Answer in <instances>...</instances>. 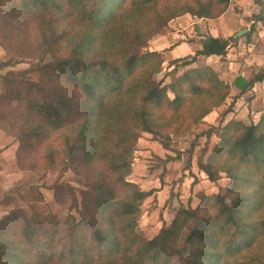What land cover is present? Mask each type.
Listing matches in <instances>:
<instances>
[{
    "label": "trees",
    "instance_id": "trees-1",
    "mask_svg": "<svg viewBox=\"0 0 264 264\" xmlns=\"http://www.w3.org/2000/svg\"><path fill=\"white\" fill-rule=\"evenodd\" d=\"M231 4L0 0V49L10 56L0 66L30 62L3 75L8 87L0 93V130L17 143V168L56 173L54 200L79 215L67 222L34 208L9 209L0 217V264H264V108L256 123L224 122L232 103L221 112L220 125L204 133L218 141L197 167L211 182L224 174L230 185L201 194L195 207L181 206L150 239L138 222L152 191L129 178L143 133L172 151L179 133L231 94L210 66L189 67L163 85L155 77L161 53L142 49L175 18L214 20ZM230 40L210 36L178 61L187 67L199 55L224 56ZM35 71L37 80L30 78ZM263 77L264 70L236 79L234 98ZM69 171L80 187L63 180ZM43 186L30 185L25 200L43 202Z\"/></svg>",
    "mask_w": 264,
    "mask_h": 264
},
{
    "label": "crops",
    "instance_id": "crops-1",
    "mask_svg": "<svg viewBox=\"0 0 264 264\" xmlns=\"http://www.w3.org/2000/svg\"><path fill=\"white\" fill-rule=\"evenodd\" d=\"M231 1L232 4L227 11L214 20L197 18L189 14L175 18L169 23V28H166V31L155 36L150 42L155 46L153 49L162 52L166 59L165 62H168L193 56L196 51L203 48V42L209 39L210 36L233 37L224 56L199 55L194 63L187 67L180 66V68L182 70V68L210 66L219 78L229 84L231 88V94L226 102H228V105L232 103V108L223 116L224 122L236 119L245 123H256L261 110L264 108V77L236 98L234 96L238 94L239 89L233 83L236 79H251L256 73L264 70V0ZM251 26L253 31L250 35H244L242 38L235 37L239 30H249ZM227 107L222 108L221 112ZM220 120H222L221 115L219 123ZM16 148L17 143L14 139L0 130V188L3 190L12 187L13 182L21 181L24 175L29 173L17 168L15 161ZM165 152L170 154L167 150ZM191 162L193 164V160ZM190 172L191 182L189 188L193 191L191 195L206 194L207 186L205 182L208 180L202 177L203 173L193 169H190ZM176 186H179V183ZM170 188V186L163 184V187L159 186L154 194L148 197V199L151 197L156 199V202H153L155 206L153 212L162 213L161 223L165 225L169 223V219H166L165 214L170 211L167 205V199L170 198L167 193H169L168 189L170 190ZM177 192L179 194L173 197V200L175 199L174 204L176 199L180 200V197H182L181 191ZM178 204L184 206V201L181 200ZM12 207L14 206L11 205V202L6 203L0 199V217Z\"/></svg>",
    "mask_w": 264,
    "mask_h": 264
},
{
    "label": "rangeland",
    "instance_id": "rangeland-1",
    "mask_svg": "<svg viewBox=\"0 0 264 264\" xmlns=\"http://www.w3.org/2000/svg\"><path fill=\"white\" fill-rule=\"evenodd\" d=\"M166 28H169V26ZM166 28H163L160 33L166 31ZM154 37L148 41V45L142 49V51H154L153 48L155 46L152 44V42H150ZM242 37H244V35L238 38ZM0 52V59L2 58L0 63L9 59L10 56L7 55L2 49H0ZM160 53L162 55L163 62L161 65V71L155 77L164 85L175 80L177 75L185 70V68H182V70L180 68L181 61L178 60L181 58L165 62L166 59L164 55L162 52ZM28 63H30L28 60H23L22 63L14 65V67L0 66V93L8 87L5 80H3V75L11 70L27 68L29 67ZM38 77V71L32 72L30 74V78L33 80H37ZM168 95L169 97L173 98V94L171 92H168ZM227 105L228 102L220 106L219 110L218 108L212 109L211 113L206 116L203 121L193 125L190 130L179 133V135L175 137L171 143L172 151H169L170 154L166 153L165 149H163L160 143L155 141L150 134L143 133L138 139L132 163V173L129 178L132 181L137 182L141 189L152 191L150 196L154 194L159 186L163 187V184L171 187L170 190L168 189L169 193H167V195L170 196V198L167 199V205L170 211L169 213L165 214L166 219H169V223L173 219L177 210L183 205L178 204L179 201H184V206L190 205L191 207H195L199 202V197L201 194H204L197 193L196 195H191L193 191L189 188V184L191 182V178H189L191 175L190 169H193L197 172H202L198 169L197 163L200 160L206 161L208 154L218 141L216 135H211V137L207 139L204 133L211 128H213L211 130H214V127L220 125L219 117L221 115V110L222 108L227 107ZM188 121L189 120H187V122ZM170 135L173 138V134L170 133ZM189 149L190 152H188ZM168 155L178 157L176 158L178 161L167 160L166 157ZM189 160H193V164L192 162H189ZM202 175L205 180H208L204 173ZM79 179V177H76L70 171L67 172L63 177V180L72 185L74 188L80 187V184L78 183ZM55 183L56 173L54 172H48L45 176H42L39 173L29 172L28 174L24 175L21 181L13 182L12 187L8 188L7 190L0 188V199L6 203L11 202V205L14 207H23L28 211H30L31 208H34L42 214H47L50 212L56 213L62 220L67 222H72L74 219L78 220L79 215L75 209L69 207V203L61 205L54 200L52 187ZM177 183H179V186H176ZM43 184L44 186L41 190L45 197L44 201L28 203L25 198L27 196L29 186ZM205 185L207 186L206 194H214L218 193L219 191L223 193L230 185V179H228L224 174H221V178L218 181L211 182L208 180L205 182ZM177 191H181L182 197H180V200L176 199L174 204L175 199L173 200V197L179 194ZM153 202H156V199L153 197L150 199H145L142 204V213L138 222L139 233L147 239H150L156 235L159 229L165 225L161 223L162 213L159 214L158 212H153V209L155 208ZM171 206L173 207L171 208Z\"/></svg>",
    "mask_w": 264,
    "mask_h": 264
},
{
    "label": "water",
    "instance_id": "water-1",
    "mask_svg": "<svg viewBox=\"0 0 264 264\" xmlns=\"http://www.w3.org/2000/svg\"><path fill=\"white\" fill-rule=\"evenodd\" d=\"M247 33V29H241L239 30L237 33H236V36L235 37H240V36H243ZM206 43L209 42V39H206L205 40Z\"/></svg>",
    "mask_w": 264,
    "mask_h": 264
}]
</instances>
